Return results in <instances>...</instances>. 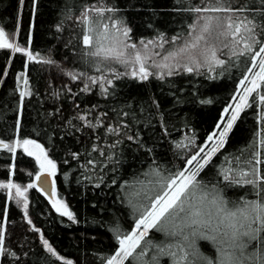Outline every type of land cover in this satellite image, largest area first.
<instances>
[{
    "label": "trees",
    "instance_id": "trees-1",
    "mask_svg": "<svg viewBox=\"0 0 264 264\" xmlns=\"http://www.w3.org/2000/svg\"><path fill=\"white\" fill-rule=\"evenodd\" d=\"M85 2L38 0L33 17L32 0H25L22 10L19 0H0V27L37 57L29 61L22 52L0 49V184L26 187L28 203L25 210L24 200H10L6 189L0 188V230L5 239L0 264H107L118 247L112 229L117 222L125 233L134 226L130 201L136 202V177L146 181L143 174L156 165L177 171L214 131L242 78L236 68L231 74L217 75L219 69L208 72L212 78L181 72L141 82L125 76L113 79L108 96L98 94L95 86L90 93L83 92V84L72 81L68 73L83 70V25L78 17ZM101 2L120 10L118 15L125 18L136 42L154 38L157 31L172 36L182 27L186 30L188 23L182 14L170 10L173 0ZM24 80L29 94L21 100ZM258 112L259 105L241 113L223 154L247 152L250 145L264 151L260 137L254 135L261 131ZM97 120L99 126H85L86 121L96 125ZM109 127H119V134L108 132ZM23 139L39 143L56 164L55 198L68 207L76 222L56 212L36 187L27 188L38 173L37 163L20 150L13 154L4 148ZM213 160L217 168L228 167L219 153ZM217 168L209 166L200 176L213 180ZM163 238L156 233L154 240ZM44 241L56 256L47 251ZM199 246L205 254L215 255L208 242L200 241Z\"/></svg>",
    "mask_w": 264,
    "mask_h": 264
},
{
    "label": "snow or ice",
    "instance_id": "snow-or-ice-1",
    "mask_svg": "<svg viewBox=\"0 0 264 264\" xmlns=\"http://www.w3.org/2000/svg\"><path fill=\"white\" fill-rule=\"evenodd\" d=\"M173 2L175 6L170 10L185 17L188 21L186 30L182 27L172 36L157 31L154 38L141 39L139 44L114 5L101 0H86L80 9L78 22L83 25V51L80 55L83 70L68 75L72 81L83 84V92L90 93L95 86L98 94L108 96L113 79L125 76L141 82L148 81L150 77L163 80L165 76L181 72L212 78L208 72L219 69L217 75L231 74V69L236 68L242 77L238 81V102L234 107L229 105L224 109L226 116L221 117V123L216 125L219 131L208 135L207 143L198 146V150L175 172L156 165L150 166L151 170L143 174L146 181L136 177L139 185L134 197L136 202L130 201L136 215L134 226L125 233L117 222L112 229L118 247L107 258V264H125L126 261L128 264H264V151L258 152L250 145L247 152L241 150L230 156L222 153L226 138L241 118V113L257 105L261 131L254 135L260 137L259 145L264 147V0ZM37 3L38 0H32L33 17ZM19 5L22 10L25 0H19ZM65 18H69L67 11ZM0 49L22 52L29 61L37 59L31 52L11 42L10 34L3 27H0ZM155 49L163 51L156 52ZM156 55L161 56L160 62L155 60ZM42 62L54 63L49 60ZM113 65H120L124 71H118ZM88 69L97 75L90 74ZM27 83L24 80V84ZM28 94L27 90L21 91V100ZM232 98L237 100L236 95ZM79 118L86 120L85 116ZM99 124V120L96 125L86 121L85 126ZM108 132L119 134V127H109ZM127 138L134 139L132 136ZM16 147L35 157L41 174L55 175L56 164L39 143L23 139ZM9 150L15 154V147ZM92 151L97 149L94 147ZM218 153L228 167L221 164L217 168L213 157ZM87 163L92 164L93 161ZM209 166L217 168V172L213 180L206 181L200 173ZM36 179L39 181L40 175ZM100 179L102 182L103 177ZM13 187L16 195L24 200L26 210L27 189L11 182L0 184V188ZM35 187V184L28 185V188ZM120 187L124 188L126 184ZM229 190L232 191L231 196ZM52 196H55L54 188ZM52 207L61 216L76 222L73 213L61 201L55 200ZM156 233H160L163 240L155 241ZM200 241L208 242L215 255L205 254L199 246ZM44 246L56 256L47 241H44ZM0 253H5L2 230ZM56 258L59 259L58 256Z\"/></svg>",
    "mask_w": 264,
    "mask_h": 264
},
{
    "label": "rangeland",
    "instance_id": "rangeland-1",
    "mask_svg": "<svg viewBox=\"0 0 264 264\" xmlns=\"http://www.w3.org/2000/svg\"><path fill=\"white\" fill-rule=\"evenodd\" d=\"M11 42H14L15 43V38H13V36L11 37ZM16 44V43H15ZM137 44H139V41L137 42ZM27 51V50H26ZM154 51H156V52H161L162 53V51L163 50H161V49H155ZM155 60L156 61H158V62H160L161 61V56L160 55H156L155 57ZM28 59V58H27ZM113 67H117L118 69V71H124V69L120 66V65H113ZM21 88H22V91H25V89H24V81H22V84H21ZM236 96H237V100H231V102L229 103V105H232L233 107L235 106V104L238 102V96H239V93H236ZM228 105V106H229ZM227 106V107H228ZM231 111V110H230ZM230 114V113H229ZM223 116H226V114L224 113V111L222 112V115H221V117H223ZM219 123H221V119H220V121H219ZM221 126H223L222 124H221ZM214 131H219L217 128H215L214 129ZM213 131V132H214ZM212 132V133H213ZM211 133V134H212ZM22 142V140H15L14 142H12V143H10V144H8V147H4V148H6V149H8L9 150V148L10 147H15V152L16 151H18V150H20V151H22L24 154H26L27 155V153H25L24 152V150H23V148H21V147H16V145L18 144V143H21ZM205 143H207V140L205 141ZM204 143V144H205ZM203 144V145H204ZM6 145V144H5ZM198 150V149H197ZM196 150V151H197ZM192 155V154H191ZM191 155H189L188 156V158L191 156ZM27 156H29V155H27ZM32 159H34V161L37 163V161H36V159H35V157L34 156H30ZM37 165H38V167H39V170H38V173L36 174V176L37 175H39L40 173H41V171H40V165L37 163ZM36 176L34 177V181H33V183L32 184H34V182H35V179H36ZM52 176H54V175H52ZM18 186V185H17ZM20 187V186H19ZM21 189H26V187H20ZM27 188H28V186H27ZM6 189V191H7V195H8V198L10 199V200H14V201H17V202H21V200H23V199H21L20 197H18L17 195H16V189L13 187V188H11V189H8V188H5Z\"/></svg>",
    "mask_w": 264,
    "mask_h": 264
},
{
    "label": "water",
    "instance_id": "water-1",
    "mask_svg": "<svg viewBox=\"0 0 264 264\" xmlns=\"http://www.w3.org/2000/svg\"><path fill=\"white\" fill-rule=\"evenodd\" d=\"M3 146V144L0 142V148ZM40 180L38 181L35 179L34 184L36 185V188L53 204L55 200V196H52L53 188L55 189V183L53 176H49L46 173L45 174H39Z\"/></svg>",
    "mask_w": 264,
    "mask_h": 264
}]
</instances>
